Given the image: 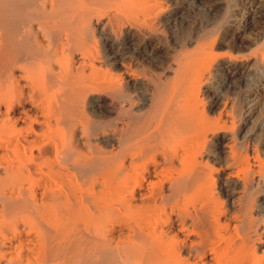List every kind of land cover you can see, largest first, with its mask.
Returning a JSON list of instances; mask_svg holds the SVG:
<instances>
[{"label": "bare ground", "instance_id": "6f19581e", "mask_svg": "<svg viewBox=\"0 0 264 264\" xmlns=\"http://www.w3.org/2000/svg\"><path fill=\"white\" fill-rule=\"evenodd\" d=\"M249 3L0 0V264H264Z\"/></svg>", "mask_w": 264, "mask_h": 264}, {"label": "rangeland", "instance_id": "374dc122", "mask_svg": "<svg viewBox=\"0 0 264 264\" xmlns=\"http://www.w3.org/2000/svg\"><path fill=\"white\" fill-rule=\"evenodd\" d=\"M212 1H216V0H212ZM260 2H263V3H260ZM255 3L256 4H259V8L260 9H258V11L256 10H253V9H251V8H255V6L254 5H252L251 4V8H250V3L249 4H247V6H246V8H247V11H251V14H252V17L253 18H251V20H252V22H253V24H252V26H251V28H249V30L247 31V32H245V35L247 36L248 34H250L248 37H251V36H253V35H258V34H264V1L263 0H255ZM188 11H190V14H189V12H188V15H190V19L191 20H193V9L190 7L189 8V10ZM262 11H263V13H262ZM259 12V13H258ZM260 12H261V14H260ZM256 13H258V14H256ZM260 14V15H259ZM254 15V16H253ZM263 16V17H262ZM255 17V18H254ZM190 19H188V21L186 22V23H184V28H187L188 29V31H189V29H190V27L189 26H191L192 24V21L190 20ZM253 19H255V21H253ZM259 20V21H257V20ZM191 21V22H190ZM258 22V23H257ZM237 27H233V28H231V30H232V33L233 34H238L239 33V29L237 30L236 29ZM241 33V32H240ZM239 33V34H240ZM248 33V34H247ZM220 52L219 53H223L224 51H227V50H225V49H223V50H219ZM259 53H261L260 51H262V50H257ZM264 52V51H263ZM262 52V53H263ZM263 80H264V76L263 75H261L260 74V77H259V81H260V83H262L263 82ZM263 102V103H262ZM258 108L261 110H259L260 112L259 113H257V125H258V127H259V130L261 131V139L264 141V100L262 99L261 100V103L258 105ZM259 156L261 157V159H262V153L261 152H259Z\"/></svg>", "mask_w": 264, "mask_h": 264}]
</instances>
